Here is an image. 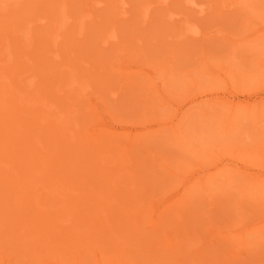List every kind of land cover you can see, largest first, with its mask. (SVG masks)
Segmentation results:
<instances>
[{
    "label": "rangeland",
    "instance_id": "374dc122",
    "mask_svg": "<svg viewBox=\"0 0 264 264\" xmlns=\"http://www.w3.org/2000/svg\"><path fill=\"white\" fill-rule=\"evenodd\" d=\"M195 1L0 0V264H264V0Z\"/></svg>",
    "mask_w": 264,
    "mask_h": 264
},
{
    "label": "bare ground",
    "instance_id": "6f19581e",
    "mask_svg": "<svg viewBox=\"0 0 264 264\" xmlns=\"http://www.w3.org/2000/svg\"><path fill=\"white\" fill-rule=\"evenodd\" d=\"M170 1H171V0H159L158 3H159V6L161 5L160 7H162V6H163V7H168L169 4H170ZM184 1H186V3H188L189 5L193 6V8H196V13H198L199 15H200V14H205L204 12L206 11V9H204L202 5L198 4L197 1H195V0H184ZM237 1H239V0H236L235 2H237ZM52 2H53V1H52ZM172 2H173V1H172ZM241 2H242V1H241ZM1 3H3V2H1ZM233 3H234V2H233ZM6 4H7V3H6ZM1 5H2V4H1ZM15 5H16V4H15ZM185 5H186V4H185ZM228 5L230 6V5H232V4L230 3V4H228ZM3 6H4V5H3ZM6 6H7V5H6ZM121 6H122V5H121ZM123 6H124V4H123ZM225 6H226V5H225ZM8 7H9V6H8ZM163 7H162V8H163ZM4 8H5V6H4ZM122 8H123V7H122ZM2 9H3V8H2ZM5 9H6V8H5ZM123 9H124V8H123ZM3 10H4V9H3ZM121 11H122V10H121ZM146 13H147V12H146ZM123 14H125V11L123 12ZM169 16H170V15H169ZM172 16H173V15H171V17H172ZM41 19H42V18H41ZM41 19H40V20H41ZM80 19H81V18H80ZM62 20H63V19H62ZM69 20H70V18L68 19V21H69ZM83 22H84V21H83ZM181 25H182V27H183V29H184V33H182V36H183V35H186V36H198V35H200V28H199L196 24H190L188 21L184 20V21L182 22ZM62 26H63V24H62ZM66 26H67V25H66ZM1 28H2V27H1ZM104 28H105V27H104ZM55 29H56V28H55ZM92 29H94V28H92ZM79 30H80V29H79ZM90 31H91V30H90ZM158 31H159V30H158ZM100 32H101V31H100ZM102 32H103V31H102ZM262 32L264 33V28L261 29V30H257L256 33H257V34H260V33H262ZM131 33H132V32H131ZM163 33H164V32H163ZM49 34H50V33H49ZM53 34H54V33H53ZM157 34H158V33H157ZM59 35H60V34H59ZM59 35H57V36H59ZM93 36H94V35H93ZM115 36H116V35H115ZM162 36H163V35H162ZM111 37H112V36H111ZM44 38H45V37H44ZM47 38H48V37H47ZM59 38H60V37H59ZM113 38H114V36H113ZM42 40H43V39H42ZM47 41H48V40H47ZM42 42H43V41H42ZM45 43H46V42H45ZM59 44H60V42H59ZM66 46H67V45H66ZM30 48H31V47H30ZM10 51H11V50H10ZM81 57H82V56H81ZM40 59H41V58H40ZM48 63H49V62H48ZM48 63H46V64H48ZM51 64H52V63H51ZM54 64H55V63H54ZM52 65H53V64H52ZM52 65H51V66H52ZM55 65H56V64H55ZM52 67H53V66H52ZM52 67H51V68H52ZM54 68H55V67H54ZM48 69H49V67H48ZM55 69H56V68H55ZM17 70H18V69H17ZM45 70H46V69H45ZM52 70H53V69H52ZM111 71H112V70H111ZM62 72H63V71H62ZM55 73H56V72H55ZM52 77H53V76H52ZM115 77L117 78V76H115ZM5 78H6V77H5ZM73 78H74V77H73ZM112 78H113V77H112ZM71 79H72V78H71ZM4 80H5V79H4ZM68 80H69V79H68ZM72 80H73V79H72ZM72 80H71V81H72ZM72 82H73V81H72ZM72 82H71V83H72ZM76 83H77V82H76ZM74 84H75V83H74ZM76 86H77V85H76ZM143 86H144V85H143ZM34 87H35V86H34ZM71 87H72V85H71ZM74 87H75V85H74ZM86 87H87V86H86ZM60 89H61V88H60ZM16 90H17V89H16ZM32 92H33V91H32ZM3 93H4V92H3ZM9 93H10V92H9ZM26 95H27V94H26ZM30 95H31V94H30ZM12 99H13V98H12ZM28 99H29V98H28ZM5 101H6V100H5ZM30 101H31V100H30ZM220 101H222V100H220V99H218V98H213V97H211L209 100H206L205 103H213V102H214V103H215V102H219V103H220ZM7 102H8V101H7ZM153 102H154V101H153ZM44 103L46 104V102H44ZM132 103H133V102H132ZM226 103H227V102H226ZM244 103H245V102L241 103L240 101H237V102L235 103L234 101H231V103L229 102V105H231L232 107H235V108H236L237 106H239V104H240V105H243ZM253 103H255V104L263 103V104H264V98H260L259 101H257V102H253ZM7 104H8V103H7ZM31 104H32V103H31ZM246 104H247V103H246ZM244 105H245V104H244ZM44 107H45V106H44ZM4 109H5V108H4ZM7 109H8V108L6 107V110H7ZM0 110H1V109H0ZM52 110H53V109H52ZM126 110H127V108H126ZM129 110H130V109H129ZM17 111H18V110H17ZM230 112H231V111H230ZM10 113H12V112H10ZM22 113H23V112H22ZM7 114H8V113H7ZM12 114L14 115V113H12ZM26 114H27V113H26ZM16 115H17V114H15V116H16ZM18 116H19V115H18ZM23 116H24V115H23ZM28 116H29V115H28ZM18 118H19V117H18ZM18 118H17V119H18ZM56 118H57V115H56ZM2 119H3V118H2ZM20 119H22V118H20ZM20 119H19V120H20ZM23 119H24V118H23ZM25 120H26V119H25ZM26 121H27V120H26ZM174 121H175V120H174ZM177 121H178V120H177ZM71 123H72V122H71ZM172 123H173V124L171 125V130H172V131L175 133V135H176L177 131H176L175 127H174V122H172ZM27 124H29V123H27ZM44 124H45V123H44ZM17 125H19V123H18ZM17 125H16V127H17ZM20 125H21V124H20ZM36 125H37V124H36ZM175 125H176V123H175ZM16 127H15V128H16ZM21 127H22V126H20V128H21ZM25 127H26V126H25ZM25 127H24V128H25ZM2 128H3V127H2ZM5 128H6V127H5ZM26 128H27V127H26ZM28 128H29V127H28ZM66 128H67V127H66ZM7 129H8V128H7ZM16 129H17V128H16ZM31 129H32V128H31ZM40 129H41V128H40ZM46 129H47V128H46ZM52 129H53V128H52ZM79 129H80V128H79ZM1 130H2V129H1ZM5 130H6V129H5ZM5 130H4V131H5ZM29 130H30V129H29ZM33 130H34V129H33ZM80 130H81V129H80ZM6 132H7V131H6ZM6 132H5V133L3 132L4 135H6ZM8 132H9V131H8ZM26 132H27V131H26ZM36 132H37V131H36ZM60 132H61V131H60ZM11 133H12V132H10V134H11ZM13 133H15V132H13ZM18 134H20V133H18ZM30 135H31V134H30ZM32 135H34V134H32ZM32 135H31V136H32ZM36 135H37V134H36ZM47 135H48V134H47ZM59 135H60V134H59ZM2 136H3V134H2ZM2 136H0V137H2ZM9 136H10V135H9ZM41 136H42V135H41ZM74 136H75V135H74ZM74 136H73L72 138H74ZM34 137H35V136H34ZM61 137H62V136H61ZM77 137H78V136H76V138H77ZM2 138H4V137H2ZM6 138H7V137H6ZM17 138H18V137H17ZM38 138H39V137H38ZM13 139H14V138H13ZM27 139H28V138H27ZM29 139H30V140H29V142H30V141H31V137H29ZM33 139H34V138H33ZM33 139H32V141H33ZM52 139H53V138H52ZM82 139H83V138H82ZM88 139H91V138H88ZM88 139H87V140H88ZM6 140H8V139H6ZM17 140L19 141V139H17ZM17 140H16V141H17ZM73 140L75 141V139H73ZM83 140H84V139H83ZM87 140H86V141H87ZM1 141H2V140H1ZM12 141H14V140H12ZM23 141H25V143H26L27 140H23ZM77 141H78V140H77ZM81 141H82V140H81ZM86 141H85V142H86ZM92 141H93V140H92ZM27 142H28V141H27ZM69 142H70V141H69ZM69 142H68L67 144H69ZM78 142H79V141H78ZM78 142H77V143H78ZM21 143H22V142H21ZM40 143H41V142H40ZM75 144H76V143H75ZM83 144H84V141H83ZM87 144H89V143L87 142ZM87 144H85V145L87 146ZM93 144H94V143H93ZM93 144H92V145H93ZM17 145H18V142H17ZM20 145H21V144H20ZM22 145H24V144H22ZM80 145H82V144H80ZM80 145H78V146H80ZM85 145H84V146H85ZM94 145H95V144H94ZM13 146H15V145L13 144ZM18 146H19V145H18ZM18 146H16V147H18ZM24 146H25V145H24ZM24 146H23V147H24ZM73 146H74V145H73ZM78 146H76V147L78 148ZM84 146H82V147H84ZM89 146H90V145H89ZM95 146H96V145H95ZM0 147H1V146H0ZM2 147H4V145H2ZM9 147H10V145L8 146V149H10L11 151H13V149H12L11 147H10V148H9ZM21 147H22V146H21ZM6 148H7V146H6ZM13 148H15V147H13ZM18 148H19V147H18ZM30 148H32V146H31ZM73 148H74V147H73ZM89 148H91V147H89ZM92 148H94V147H92ZM3 149H4V148H3ZM8 149H6V150L8 151ZM19 149H21V148H19ZM28 149H29V148H28ZM32 149H33V148H32ZM32 149H31V150H32ZM45 149H46V148H45ZM10 150H9V151H10ZM31 150H30V151H31ZM46 150H47V149H46ZM80 150H82V149L80 148ZM92 150H93V149H92ZM98 150H99V148H98ZM105 150H106V149H105ZM1 151H2V150H1ZM1 151H0V152H1ZM9 151H8L7 153H6V152H5V153L8 154V153L11 152V151H10V152H9ZM28 151H29V150H28ZM75 151H77V150L75 149ZM75 151H74V152H75ZM83 151H84V150H83ZM87 151H88V150H87ZM90 151H91V150H90ZM96 151H97V150H96ZM14 153H15V152H14ZM14 153H13V154H14ZM23 153H24V152H23ZM26 153H27V151H26ZM91 153H92V152H91ZM97 153H98V152H97ZM6 154H5V155H6ZM16 154H17V153H16ZM43 154H44V153L42 152V155H43ZM65 154H66V153H65ZM77 154H79V153L77 152ZM88 154H89V153H88ZM93 154H94V152L92 153V155H93ZM98 154H99V153H98ZM1 155H2V154H1ZM8 155H9V154H8ZM21 155H22V154H21ZM34 155H35V154H33V156H34ZM46 155H47V154H46ZM6 156H7V155H6ZM37 156H38V155H37ZM63 156H64V155H62V157H63ZM95 156H96V155H95ZM1 157H2V156H1ZM4 157H5V156H4ZM22 157H23V155H22ZM39 157H41V155H40ZM46 157H47V156H46ZM66 157H67V156H66ZM93 157H94V156H93ZM99 157H100V156H99ZM5 158H6V157H5ZM5 158H4V159L2 158V159H3V163L5 162V161H4ZM19 158H20V157H19ZM24 158H25V157H24ZM34 158H35V157H34ZM94 158H97V157H94ZM0 159H1V158H0ZM25 159L27 160V158H25ZM30 159H31V158H30ZM36 159H37V158H36ZM67 159H68V158H67ZM69 159H70V156H69ZM82 159H83V158H82ZM6 160H7V159H6ZM22 160H23V159H22ZM26 160H24L25 163H26ZM10 161H11V160H10ZM12 161H13V160H12ZM59 161H61V160H59ZM83 161H85V160H83ZM87 161H88V158H87ZM0 162L2 163V160H1ZM13 162H14V161H13ZM15 162H16V161H15ZM19 162H20V161H19ZM3 163H2V164H3ZM29 163H30V162H29ZM89 163H90V162H89ZM98 163H99V162H98ZM20 164H21V163H20ZM22 164H23V161H22ZM33 164H34V162H33ZM41 164H42V163H41ZM53 164H54V163H53ZM14 165H15V163H14ZM16 165L19 166L18 162H17ZM59 165H60V164H59ZM85 165L87 166V164H85ZM219 165H220V164H219ZM25 166H26V165H25ZM91 166H92V164H90V167H91ZM93 166H94V165H93ZM53 167H54V166H53ZM62 167H63V165L61 166V168H62ZM64 167H65V165H64ZM64 167H63V168H64ZM217 167H218V165H216L214 168H216V170H217V169H218ZM13 168H14V167H12V168H10V169H8V170H14ZM17 168H18V167H17ZM17 168H16V169H17ZM49 168H50V167H49ZM51 168H52V167H51ZM61 168H60V169H61ZM78 168H79V167H78ZM16 169H15V170H16ZM36 169H38V168H36ZM66 169H67V168H66ZM74 169H77V168H74ZM80 169H81V168H80ZM6 170H7V169H6ZM69 170H71V169H69ZM77 170H78V169H77ZM46 171H47V168H46ZM73 171H74V170H73ZM73 171H72V172H73ZM91 171H92V170H91ZM108 171H109V170H108ZM6 172H8V171H6ZM6 172H5V175H6ZM12 172H13V171H12ZM20 172H21V171H20ZM20 172H19V173H20ZM41 172L43 173V170H42ZM44 172H45V171H44ZM47 172H49V171H47ZM47 172H46V173H47ZM50 172H52V171H50ZM50 172H49L48 174H50ZM63 172H64V171H63ZM63 172H62V173H63ZM72 172H71V173H72ZM83 172H84V171H83ZM87 172H89V171H87ZM94 172H95V171H94ZM207 172H208V171H207ZM8 173H9V172H8ZM46 173H45V174H46ZM59 173H61V172H59ZM71 173H69V174H71ZM74 173H75V172H74ZM77 173H78V172H77ZM203 173H204V174H203L202 178H206V176H208V174H209V173H206V172H203ZM45 174H42V175H45ZM51 174H52V173H51ZM63 174H64V173H63ZM63 174H62V175H63ZM84 174H85V173H84ZM87 174H88V173H87ZM91 174H92V172H91ZM93 174H94V173H93ZM93 174H92V175H93ZM199 174H202V173H199ZM206 174H207V175H206ZM64 175H65V174H64ZM73 175H74V174H73ZM103 175H104V174H103ZM112 175H113V174H112ZM0 176H1V175H0ZM6 176H7V175H6ZM8 176H9V175H8ZM89 176H90V175H89ZM106 176H107V175H106ZM4 177H5V176H3V178H4ZM9 177H10V176H9ZM43 177H45V176H43ZM50 177H51V175H50ZM50 177H48V180L50 179ZM63 177H64V176H63ZM69 177H70V176H69ZM1 178H2V176H1ZM5 178H6V177H5ZM19 178H20V177H19ZM64 178H65V177H64ZM74 178H75V177H74ZM108 178H109V177H108ZM199 178H200V176H199ZM6 179H7V178H6ZM8 179H9V178H8ZM21 180H22V178H21ZM24 180H25V177H23V182H24ZM127 180H128V178H127ZM5 181H6V180H5ZM17 181H20V180L18 179ZM64 181H65V179H64ZM93 181H94V180H93ZM98 181H99V180H98ZM9 182H10V181H9ZM23 182H22V183H23ZM56 182H57V181H56ZM52 183H53V182H52ZM61 183H62V182H61ZM72 183H73V182H72ZM72 183H71V184H72ZM109 183H110V182H109ZM20 184H21V183H20ZM55 184H57V183H55ZM22 185L25 186L24 183H23ZM12 186H13V185H12ZM16 186H17V185H16ZM18 186H19V183H18ZM58 186H59V184H58ZM60 186H61V185H60ZM64 186H65V185H64ZM61 187H63V184H62ZM84 187H85V186H84ZM106 187H107V186H106ZM65 188H66V187H65ZM15 189H16V188H15ZM15 189H14V191H16ZM20 189H21V188L19 187V191H20ZM23 189H24V187H23ZM25 189H26V188H25ZM66 189H67V188H66ZM161 189H162V188H161ZM6 190H7V189H6ZM8 191L10 192V191H11V188H8ZM12 191H13V189H12ZM21 191H22V190H21ZM24 191H25V190H23V192H24ZM153 191H154V190H153ZM4 192H5V191H4ZM23 192H22V193H23ZM70 192H71V191H70ZM80 192H81V191H80ZM80 192H79V193H80ZM1 193H3V192H1ZM10 193H13V192H10ZM22 193L19 192L18 195L20 196V195H22ZM120 193H121V192H120ZM126 193H127V192H126ZM4 194H5V193H4ZM25 194H26V193H25ZM5 195H6V194H5ZM9 195H11V194H9ZM27 195H28V194H27ZM114 195H115V194H114ZM11 196H12V195H11ZM24 196H26V195H23V197H24ZM29 196H30V193H29ZM49 196H50V195H49ZM51 196H52V195H51ZM102 196H103V195H102ZM12 197H13V196H12ZM14 197H15V196H14ZM23 197H21V198L19 197V198H18V199H21V203H22V201H23V199H22ZM105 197H106V196H105ZM108 197H109V196H108ZM123 197H124V195H123ZM1 198H2V196H1ZM1 198H0V199H1ZM9 198H11V197L9 196ZM24 198H25V197H24ZM30 198H31V197H30ZM30 198H29V199H30ZM36 198H37V195H36ZM101 198H102V197H101ZM6 199H8V198H6ZM15 199H17V197H15ZM26 199H28V196L26 197ZM99 199H100V198H99ZM107 199H108V198H107ZM110 199H111V198H110ZM3 200H5L4 197H3ZM24 200H25V199H24ZM37 200H38V199H37ZM105 200H106V199H105ZM114 200L116 201V198H115ZM5 201H7V200H5ZM9 201H11V200H9ZM9 201H7V202L9 203ZM12 201H13V200H12ZM14 201H15V200H14ZM18 201H19V200H18ZM18 201H17V204L20 203V202L18 203ZM97 201H98V199H97ZM115 201H113V202H115ZM0 202L2 203V200H1ZM3 202H4V201H3ZM7 202H6V204H7ZM23 202H25V201H23ZM187 202H188V201H187ZM11 204H12V202H11ZM13 204H14V202H13ZM13 204L11 205L12 207H13ZM25 204H27V203H25ZM25 204H24L23 207H26ZM98 204H99V203H98ZM108 204L110 205L111 203H108ZM124 204H126V203H124ZM181 204H182V203H181ZM8 205H9V204H8ZM22 205H23V204H22ZM22 205L20 204V207H21ZM30 205H31V204H30ZM32 205H33V204H32ZM63 205H64V204H63ZM112 205H113V204H112ZM115 205H116V204H115ZM2 206H3V204H2ZM18 206H19V205H18ZM103 206H104V204H103ZM106 206H107V205H106ZM15 207H16V205H15ZM15 207H14V208H15ZM27 207H28V206H27ZM175 207H176V206H175ZM5 208H6V207H5ZM5 208H4V209H5ZM10 208H11V207H10ZM14 208H13V210L11 209L13 212H11V211H10V212H11V213H15V215H16V214H18V211H16L17 213L14 212V210H15ZM21 208H22V207H21ZM21 208H19V209H21ZM35 208H36V207H35ZM59 208H60V206H59ZM79 208H80V206H79ZM129 208H130V207H129ZM1 209H2V208H1ZM6 209H7V208H6ZM17 209H18V208H17ZM30 209H31V208H30ZM77 210H78V209H77ZM5 211H6V210H5ZM22 211H23V212H26V211H24V210H22ZM27 211H28V210H27ZM126 211H127V210H126ZM187 211H188V210H187ZM1 212H2V211H1ZM32 212H34V211H32ZM37 212H38V211H37ZM90 212H91V211H90ZM121 213H122V212H121ZM25 214H26V213H25ZM54 214H55V213H54ZM76 214H77V213H76ZM80 214H81V213H80ZM87 214H88V213H87ZM89 214H91V213H89ZM1 215H4V214L2 213ZM11 215H12V214H11ZM38 215H39V214H38ZM95 215H96V214H95ZM120 215H121V214H120ZM133 215H134V214H133ZM195 215H196V214H195ZM4 216H6V215H4ZM4 216H3V217H4ZM12 216H14V215H12ZM16 216H17V215H16ZM23 216H24V215H23ZM29 216H30V215H29ZM29 216H28V217H29ZM39 216H40V215H39ZM78 216H81V215H78ZM88 216L90 217L91 215H88ZM92 216H93V215H92ZM7 217H8V216H7ZM25 217H26V215H25ZM33 217H34V216H33ZM129 217H130V216H129ZM129 217H128V218H129ZM15 218L17 219V217H15ZM15 218H14V220H15ZM23 218H24V217H23ZM87 218H88V217H87ZM21 219H22V218H21ZM39 219H40V221H41V218H39ZM79 219H80V218H79ZM81 219H82V218H81ZM94 219H95V218H94ZM12 220H13V217H12ZM17 220H18V219H17ZM27 220H29V219H26V221H27ZM30 220H32L31 217H30ZM90 220H91V219H90ZM92 220H93V219H92ZM6 221H7V219H6ZM8 221H9V220H8ZM21 221H23V220H21ZM24 221H25V220H24ZM78 221H79V220H78ZM85 221H86V220H85ZM11 222H12V221H11ZM11 222H10V223H11ZM28 222H29V221H28ZM35 222H37V221H35ZM45 222H46V221H45ZM48 222H49V221H48ZM61 222H62V221H61ZM86 222H88V221H86ZM126 222H127V220H126ZM2 223H3V220H2ZM19 223H20V221H19ZM19 223H18V224H19ZM23 223H24V222H23ZM32 223H34V222H32ZM32 223H31V225H32ZM41 223H42V221H41ZM7 224H8V223H7ZM13 224H14V223H13ZM13 224H11L12 227L14 226ZM101 224H102V223H101ZM4 225H5V223H4ZM21 225H22V223H21ZM24 225H26V223L23 224V226H24ZM31 225H30V226H31ZM45 225H46V224H45ZM128 225H129V224H128ZM42 226H43V225H42ZM70 226H71V225H70ZM85 226H86V225H85ZM96 226H97V225H96ZM40 227H41V225H40ZM45 227H46V226H45ZM89 227H91V226H89ZM8 228H10V227H8ZM8 228H7V230H9ZM16 228H17V227H16ZM21 228H22V227H21ZM74 228H75V226H74ZM109 228L111 229L110 226H109ZM119 228L121 229V227H119ZM37 229H38V228H37ZM77 229H78V228H77ZM114 229H115V228H114ZM11 230H12V229H11ZM20 230H21V229H20ZM20 230H18V231H20ZM31 230H32V229H31ZM101 230H102V229H101ZM123 230H124V229H123ZM12 231H14V230H12ZM33 231H35V230H33ZM79 231H80V230H79ZM81 231H82V230H81ZM124 231H125V230H124ZM3 232H4V231H3ZM16 232H17V231H16ZM4 233H8V232H4ZM29 233H31V232H29ZM95 233H96V232H95ZM112 234H113V233H112ZM6 235H7V234H6ZM6 235H5V236H6ZM9 235H10V234H9ZM25 235H26V234H25ZM51 235H52V234H51ZM76 235H77V234H76ZM76 235L74 234V236H76ZM86 235H87V234H86ZM92 235H93V234H92ZM97 235H98V234H97ZM115 235H116V234H115ZM0 236H1V235H0ZM31 236H32V234H31ZM36 236H37V235H36ZM49 236H50V234H49ZM69 236H70V235H69ZM9 237H11V236H9ZM12 237H13V235H12ZM37 237H38V236H37ZM79 237H80V235H79ZM83 237H85V234H84ZM115 237H116V236H115ZM31 238H32V237H31ZM35 238H36V237H35ZM76 238H77V237H76ZM85 238H86V237H85ZM27 239H28V238H27ZM58 239H60V238H58ZM92 239H93V238H92ZM11 240H12V238H11ZM11 240H9V241H11ZM20 240H21V239H20ZM34 240H35V239H34ZM42 240H44V239H42ZM77 240H78V239H77ZM16 241H17V240H16ZM24 241H25V239H24ZM31 241H32V240H31ZM56 241H58V240H56ZM59 241H60V240H59ZM2 242H5V241H2ZM11 242H12V241H11ZM17 242H19V241H17ZM20 242H23V241L21 240ZM26 242H27V241H26ZM77 242H78V241H77ZM77 242L74 244V246L77 245ZM131 242H132V241H131ZM5 243H6V242H5ZM29 243H30V242H29ZM32 243H33V242H32ZM59 243H60V242H59ZM81 243H82V242H81ZM18 244H19V243H18ZM27 244H28V243H27ZM27 244H26V245H27ZM44 244H45V243H44ZM52 244H53V243H51V245H52ZM64 244H66V243H64ZM69 244H70V243H69ZM89 244H92V243H89ZM118 244L120 245V243H118ZM118 244H117V245H118ZM26 245H25V246H26ZM29 245H30V244H29ZM41 245H42V244H41ZM71 245H72V244H71ZM79 245H80V243H79ZM94 245L97 246L96 244H94ZM99 245H100V244H99ZM8 246H9V245H8ZM60 246H61V245H60ZM87 246H88V245H87ZM115 246H116V245H115ZM137 246H138V245H137ZM50 247H51V246H50ZM53 247H55V246H53ZM63 247H64V246H63ZM76 247H77V246H76ZM81 247H82V246H81ZM258 247H260V246H258ZM15 248H16V247H15ZM36 248H37V247H36ZM56 248H57V247H56ZM74 248H75V247H74ZM78 248H79V246H78ZM78 248H77V249H78ZM100 248H101V247H100ZM24 249H27V248H24ZM43 249H44V248H43ZM46 249H47V248H46ZM58 249H60V248L58 247ZM69 249H70V248H69ZM93 249H94V248H93ZM90 250H91V249H90ZM118 250H119V249H117V251H118ZM40 251H41V250H40ZM47 251H48V250H47ZM70 251H71V249H70ZM72 251H73V250H72ZM95 251H96V250H95ZM97 251H99V250H97ZM120 251H121V249H120ZM43 252H44V251H43ZM43 252H42V253H43ZM62 252H63V251H62ZM128 252H129V251H128ZM28 253H30V252L28 251ZM32 253H33V252H32ZM46 253H47V252H46ZM49 253H51L50 250H49ZM58 253H60V252H57V254H58ZM118 253H119V252H118ZM53 254H54V253H53ZM81 254H83V253H81ZM96 254H97V252H96ZM43 256H44V255H43ZM129 256H130V255H129ZM28 257H29V256H28ZM31 257H32V256H31ZM44 257H45V256H44ZM165 257H166V256H165ZM26 258H27V257H26ZM45 258H46V257H45ZM48 258H49V257H48ZM51 258H53V257H51ZM55 258H56V257H55ZM113 258H114V257H113ZM39 259H40V258H39ZM42 259H43V258H42ZM149 259H150V258H149ZM34 260H35V259H34ZM37 260H38V259H37ZM84 260H85V259H84ZM136 260H137V259H136ZM32 261H33V260H32ZM32 261H31V264H32ZM28 262H29V260H28ZM24 263H25V262H24ZM145 263H147V262H145ZM22 264H23V263H22ZM125 264H126V263H125Z\"/></svg>",
    "mask_w": 264,
    "mask_h": 264
}]
</instances>
